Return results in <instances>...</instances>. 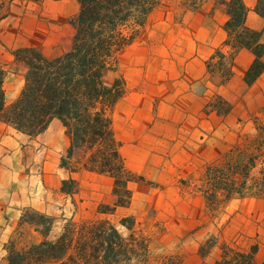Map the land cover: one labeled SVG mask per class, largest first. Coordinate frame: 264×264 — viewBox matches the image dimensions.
<instances>
[{"label":"rangeland","instance_id":"obj_1","mask_svg":"<svg viewBox=\"0 0 264 264\" xmlns=\"http://www.w3.org/2000/svg\"><path fill=\"white\" fill-rule=\"evenodd\" d=\"M223 1L159 0L136 39L104 71L107 84L124 81L113 114L115 134L125 164L144 178L129 184L127 207L105 216L124 234L119 220L135 218V231L150 237L149 264H198L192 258L196 243L200 264H213L223 244L248 251L264 230V106L245 115L224 113L208 59L203 73L187 81L166 54L165 39L177 32V24L190 23V13L203 5L213 9ZM77 10L76 0H0L6 104L23 85L24 68L13 61V51L33 46L50 57L63 53ZM0 124V264H6L9 245L40 240L21 222L25 210L55 216V232L62 217L92 219L99 204L111 205L113 180L60 167L67 138L55 120L34 137ZM69 177L77 181L72 196L60 192L61 181ZM202 244L210 246L203 257Z\"/></svg>","mask_w":264,"mask_h":264},{"label":"trees","instance_id":"obj_2","mask_svg":"<svg viewBox=\"0 0 264 264\" xmlns=\"http://www.w3.org/2000/svg\"><path fill=\"white\" fill-rule=\"evenodd\" d=\"M76 1L78 10L70 21L74 32L67 50L53 57L33 46L13 51V61L24 68L23 85L8 104L3 89L7 71L0 68V121L34 137L58 120L67 138L60 167L70 173L85 170L111 177L113 202L99 204L92 219L62 217L63 223L55 232V216L25 210L21 222L31 226L40 240L20 248L9 245L6 264H149L150 237L135 231V218L129 215L119 220L127 231L124 234L105 216L127 207L131 201L129 184L144 178L125 164L115 134L113 114L124 94V81L115 78L107 84L103 76L116 54L136 39L159 0ZM223 3L229 16L224 24V45L230 51L226 55L216 49L208 58L207 71L212 79L217 78V87L224 85L232 75L235 52L246 48L254 55L244 75L250 85L264 70L263 31L245 24L248 8L242 0ZM253 10L264 18V0H256ZM216 98L224 103V113L228 112L229 104L220 95ZM60 192L74 195L77 181L63 179ZM209 249L202 244L199 254L203 257ZM257 249V244L248 251L223 244L213 264H254Z\"/></svg>","mask_w":264,"mask_h":264},{"label":"crops","instance_id":"obj_3","mask_svg":"<svg viewBox=\"0 0 264 264\" xmlns=\"http://www.w3.org/2000/svg\"><path fill=\"white\" fill-rule=\"evenodd\" d=\"M242 1L248 8L245 24L254 30H262L264 41V18L253 10L256 0ZM223 5L213 9L203 5L192 11L189 16L191 17L190 23L177 24V32L165 39L168 47L167 59L169 58L168 61L174 65L177 73L183 74L184 80L189 81L201 75L204 71L205 60L218 47L222 46L230 51V48L224 45L227 37L224 24L229 16ZM253 59V53L246 48L236 51L232 60V75L224 85L220 86L222 90L220 96L229 104V112L234 115H237L235 114L238 113L237 110L245 115L248 111L264 106V70L252 84L249 85L244 81V75ZM55 121L64 133L60 122ZM263 236L264 230L261 229L258 231V249L253 257L254 264H261L264 261ZM196 245L193 247L192 258L200 264L195 254Z\"/></svg>","mask_w":264,"mask_h":264}]
</instances>
